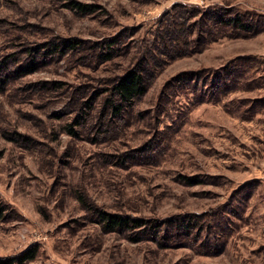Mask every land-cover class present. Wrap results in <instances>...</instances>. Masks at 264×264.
Masks as SVG:
<instances>
[{
  "label": "rangeland",
  "instance_id": "rangeland-1",
  "mask_svg": "<svg viewBox=\"0 0 264 264\" xmlns=\"http://www.w3.org/2000/svg\"><path fill=\"white\" fill-rule=\"evenodd\" d=\"M136 66L148 92L97 125ZM0 197V257L264 264V0H0Z\"/></svg>",
  "mask_w": 264,
  "mask_h": 264
},
{
  "label": "trees",
  "instance_id": "trees-1",
  "mask_svg": "<svg viewBox=\"0 0 264 264\" xmlns=\"http://www.w3.org/2000/svg\"><path fill=\"white\" fill-rule=\"evenodd\" d=\"M80 7L85 6L82 3H76ZM81 45L80 41H73L71 43H57L55 48H61V51L66 52L68 50H75ZM60 50V49H54ZM109 56L106 60H111L112 56L109 53ZM149 80L145 76L144 69L141 67H134L127 69L123 74H121L114 82L113 88L111 89L110 95L102 100L100 103L99 110V122L97 125L104 126L107 123V118H113V116L118 115L124 110L132 107L135 104V101L143 97L149 90ZM95 105H90V102L83 103L80 105L79 110L81 111L77 118L78 123L82 126L86 122L91 124H96V119L92 116V113L85 117V120H82V116H86L88 110H94ZM97 110V109H96ZM74 130V129H73ZM72 130V131H73ZM78 133L77 131H73ZM6 206L3 200L0 197V219L5 215ZM99 214L102 217L107 225L108 229L114 231L116 229L128 228L131 223H136L135 227L141 226V219H136L129 215H124L122 213H114L109 211L99 210ZM133 241H140L141 239H131ZM163 242L164 247H170L173 245H179L187 243L186 239H155ZM172 242V243H171ZM40 252V245L33 244L30 245L27 249L22 251L20 254L11 255L7 257H0V264H29L32 261H35Z\"/></svg>",
  "mask_w": 264,
  "mask_h": 264
}]
</instances>
